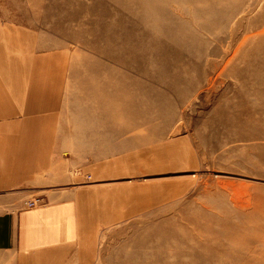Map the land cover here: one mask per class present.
I'll use <instances>...</instances> for the list:
<instances>
[{"label": "rangeland", "instance_id": "rangeland-1", "mask_svg": "<svg viewBox=\"0 0 264 264\" xmlns=\"http://www.w3.org/2000/svg\"><path fill=\"white\" fill-rule=\"evenodd\" d=\"M0 8L1 26L27 22L22 29L51 52L68 51L74 104L58 110L70 112L68 128L74 112L104 124L109 100L117 126L133 128L79 136L58 121L70 173L106 152L96 140L128 148L101 163L132 159L98 181L86 174L85 184L100 183L102 215L116 219L92 231L95 258L85 264H264V0H0ZM19 190L20 204L47 202Z\"/></svg>", "mask_w": 264, "mask_h": 264}, {"label": "crops", "instance_id": "crops-1", "mask_svg": "<svg viewBox=\"0 0 264 264\" xmlns=\"http://www.w3.org/2000/svg\"><path fill=\"white\" fill-rule=\"evenodd\" d=\"M24 26L0 25V264H85L95 258L92 231L116 219L114 212L102 215L100 183L85 184L86 174L98 181L102 175H116L119 164L132 159L123 155L101 163L128 148L124 144L117 151L118 144L110 139L96 140L94 147L106 152L70 173L57 138L58 121L62 130L79 136L125 134L133 128L117 126L119 114L114 102L110 110V100L104 124L95 117L82 123L74 112L68 128L70 112L64 116L58 110L74 104L69 100L74 72L69 53L51 52ZM25 187L44 194L47 202L20 204L25 190L19 189Z\"/></svg>", "mask_w": 264, "mask_h": 264}, {"label": "built area", "instance_id": "built-area-1", "mask_svg": "<svg viewBox=\"0 0 264 264\" xmlns=\"http://www.w3.org/2000/svg\"><path fill=\"white\" fill-rule=\"evenodd\" d=\"M42 204V199L41 198H34L32 200H29L25 203L26 206L28 207H35V206H38V205H41Z\"/></svg>", "mask_w": 264, "mask_h": 264}]
</instances>
